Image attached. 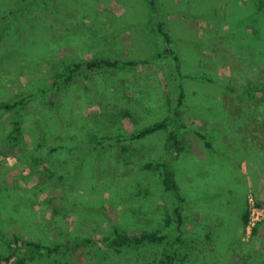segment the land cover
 Segmentation results:
<instances>
[{
    "label": "rangeland",
    "instance_id": "obj_1",
    "mask_svg": "<svg viewBox=\"0 0 264 264\" xmlns=\"http://www.w3.org/2000/svg\"><path fill=\"white\" fill-rule=\"evenodd\" d=\"M13 1L0 0V102H27L21 114L0 111V252L14 236L50 245L87 239L76 253L30 264H149L161 246L112 251L105 239L115 229L157 230L180 235L177 264H264V216L253 229L243 217L264 213L261 146L245 144L252 130L263 138L251 111V86L264 78L261 0H161L185 77V150L174 161L187 199L180 232L167 223L174 203L161 177L143 170L165 158L169 130L131 140L171 118L180 84L149 0H35L21 10L22 28L19 13L6 15ZM93 57L136 64L81 72L61 89L38 68ZM18 118L24 138L15 144L8 136ZM195 131L217 133L211 153ZM90 151L99 174L86 164L75 183V164Z\"/></svg>",
    "mask_w": 264,
    "mask_h": 264
},
{
    "label": "trees",
    "instance_id": "obj_2",
    "mask_svg": "<svg viewBox=\"0 0 264 264\" xmlns=\"http://www.w3.org/2000/svg\"><path fill=\"white\" fill-rule=\"evenodd\" d=\"M35 0H14L12 2V8L10 12H7L6 15H16L17 24L22 28L25 25V19L23 21L22 8L28 9L31 8ZM151 10L154 14V21L157 25V30L162 36L164 42V51L163 56L169 57L175 63L176 70L180 77V84L177 89L178 97L176 99V105L173 108L171 118L168 120H163L155 123L154 125L144 128L137 133L131 136V140L143 139L151 134L156 132L168 129L169 136L166 143V153L163 161L159 162H148L144 165L143 170L145 171H154L159 174L161 177V184L163 191L166 195L173 199L174 209L172 217L167 220L168 224L174 225V231L180 232L184 225L186 224V204L187 199L183 195L182 189L180 187L177 172L175 170L174 161L177 154L182 153L185 150L184 142L182 139V131L185 128L183 123V109L186 102V92L183 85L184 75L181 72L182 58L178 55L174 48V41L170 33L166 29L165 24V13L161 4V0H149ZM7 2L4 1L3 6ZM260 7L264 8V0L260 1ZM51 60V61H50ZM45 61L38 67L41 68L46 73V79L52 80L54 87L61 89L64 86H67L73 82L77 75L81 72H86L87 74H92L96 72H101L107 69H117L126 66H132L136 64L135 62L122 61L119 59L113 60L112 58H86L80 61H73L69 65H65L62 62H58L57 59H50ZM42 66V67H41ZM61 68V70H59ZM251 77V76H250ZM196 79L207 80L206 76H193ZM256 86L251 89L253 92H256V95L253 100L254 106L251 111L254 114L253 120L255 122V130L257 133H261L260 136L263 138L260 140L258 136L247 127L250 133L249 139L246 141V146H253L261 148L257 151L258 154H262L264 157V78L255 79ZM27 99L22 97L15 100H6L0 102V111H15L19 114L22 113L26 106ZM24 112V111H23ZM263 112V114H262ZM252 116V115H251ZM252 120V119H251ZM23 120L18 118L14 122L13 129L9 133V141L19 144L24 138V124ZM195 134L198 135L200 140L204 143L206 149L210 150V153L214 149V140L213 136H218L217 133H207L195 131ZM124 140L123 138L119 141ZM259 141H262L259 143ZM65 151L68 152V149L55 148L54 152ZM61 156V155H60ZM83 157V156H82ZM80 158V157H79ZM94 151L87 152L83 161L81 163L75 164V167H79L80 170L77 175H75V183L78 181L82 168L86 164L90 168L95 170V174L98 175L99 172H96L97 163H93ZM49 171V168L47 169ZM53 175V173H52ZM66 174H63L62 179L65 178ZM51 176V173H50ZM8 189V188H7ZM11 192H4V197H11ZM1 213L6 214L5 211L0 210ZM244 223L249 222V210L246 209L244 215ZM259 228L255 229V233H258ZM175 241L181 242V237L178 235L175 239L171 233H160L157 230L144 231L139 234H128L119 229H115L112 236L105 239L106 248L112 251H122L140 248L146 244L159 245L162 247L161 252L158 257L153 259L149 264H177L178 253L175 248ZM90 241L87 239L80 240H66L55 245L44 244L42 242L33 241V240H24L19 236H14L12 239L4 241L6 248L5 252H0V264H30L36 261V259L43 255L44 253L55 254V255H71L80 251L82 248H86L90 245Z\"/></svg>",
    "mask_w": 264,
    "mask_h": 264
},
{
    "label": "built area",
    "instance_id": "obj_3",
    "mask_svg": "<svg viewBox=\"0 0 264 264\" xmlns=\"http://www.w3.org/2000/svg\"><path fill=\"white\" fill-rule=\"evenodd\" d=\"M263 211L259 210V209H254L253 210V213L252 215L250 216V219H249V228H255L256 225L262 221V217L264 216L263 215ZM262 216V217H261Z\"/></svg>",
    "mask_w": 264,
    "mask_h": 264
}]
</instances>
